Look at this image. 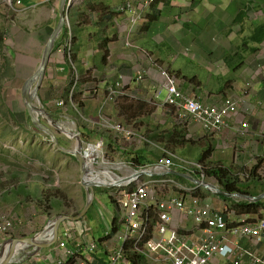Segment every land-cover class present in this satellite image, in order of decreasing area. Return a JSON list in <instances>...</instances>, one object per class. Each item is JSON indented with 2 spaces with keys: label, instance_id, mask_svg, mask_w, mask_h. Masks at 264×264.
Returning a JSON list of instances; mask_svg holds the SVG:
<instances>
[{
  "label": "crops",
  "instance_id": "crops-1",
  "mask_svg": "<svg viewBox=\"0 0 264 264\" xmlns=\"http://www.w3.org/2000/svg\"><path fill=\"white\" fill-rule=\"evenodd\" d=\"M13 1L15 4H20L18 9L21 12V25L28 29L36 28L35 38L29 39L28 34L27 38L20 41H24L21 49L32 50L36 45L35 50L38 51L37 46L43 45L47 38L44 30H52L58 21L62 0H21L19 3L16 0ZM127 1H132L136 5L138 3L137 0L70 1L68 20L64 27L67 35L74 37L73 56L68 48L61 51L59 46L50 56L47 74L38 91L39 100L48 115L72 117L70 119L73 120L74 116L80 115L83 119L79 118L76 124L85 136L92 139L98 137L108 150L113 149L114 153L121 158L138 156L148 160L151 154L162 153L159 148L162 142L151 139L152 141H143L142 145L146 147L141 144L131 145L130 139L119 135L113 129L103 125L102 120H98L101 110L109 113L112 118L119 116L120 119L124 116V110L121 109L123 99H138L137 102L142 108L149 107L155 109L153 112H158L156 117L150 119V123H154L159 131L164 130L169 133L172 126L181 130L180 141L175 143L174 148L169 147L171 151L188 157V155L191 156L189 153L191 150L187 148L188 144L191 146L194 144L196 148L200 145V148L205 151L206 143L210 140L213 143V149L209 157L211 155L220 157L224 155L225 158L228 155L232 156V160L225 159L224 164L231 167L233 164L238 168L243 166L245 170L258 165L257 172L264 182V77L262 75L264 71V0H154L145 8L144 20L135 27L131 26L128 13L119 9V6ZM11 24H13L12 20ZM10 56L11 73L4 78V81L0 80V124L9 125L11 129H8V133H0V142L1 146L9 149L10 152L15 148L14 144H17L14 142H21V147H27L26 151H31L28 153L20 151L27 158L29 153L36 156L33 152L38 148L50 147V142L48 135L28 131H21L19 134L13 132L16 128L15 122H19L21 126L28 129L30 115L24 103L23 90L33 71L24 70V68L32 66L34 59L25 63L22 56L19 57L17 54L14 57ZM162 68L176 75L178 86L186 95L213 105H220L225 97L231 96L238 100L236 111L226 117L225 124L218 131L204 130L201 124L180 114L179 110L182 108L165 102L166 90L160 74ZM74 69L77 70V74ZM139 70L145 72L144 78L140 81L136 80ZM119 76L123 77L127 89L131 90L136 98L122 97L108 102L106 98L109 87L119 79ZM71 92H75L76 101L69 97ZM67 97L72 102H68ZM60 100L63 101L61 105L58 104ZM138 112L135 115H138ZM153 112L151 115H154ZM244 122L247 123L246 128L241 126ZM107 129L109 131L105 132ZM68 136L73 139L72 136ZM122 138L125 145L119 143ZM58 139L66 148H72V143L70 144L66 138ZM6 142L9 143L6 144ZM53 149L56 150V148ZM53 149L48 148L47 159L58 160L61 173L64 172L67 164V169H72L70 170L72 174L77 173L80 178L78 160L71 154L59 150L56 152ZM41 151L44 154V151ZM238 156L242 158L239 159ZM71 158L75 160L74 164ZM44 159L45 157H35L39 163H44ZM127 162L134 164L132 159ZM0 164H3L2 160ZM134 165L133 168L137 169V165ZM171 170L182 172L177 169ZM199 173L197 171L190 176L201 179ZM168 175L175 179V175L170 171ZM206 175L208 176L207 173ZM185 179L184 182H179L197 186L195 190L197 195L209 200L214 206L222 201L226 204L225 207H216L228 210L227 206L231 204L230 199L222 198L221 195L194 183L189 178ZM19 182L23 183V181ZM22 183L19 185L23 186ZM99 185L102 184L97 186ZM254 185L252 184V189H256L258 194L264 191ZM82 189L86 194L84 188ZM23 195L20 192L15 194L14 207L19 214L24 208V214L28 216L25 195ZM184 199L186 203H190L189 196ZM85 201L86 196L85 199L82 197L74 199L73 207L68 209L69 213L81 211ZM111 202L113 206L109 208L99 199H94L87 212L93 221L104 223L103 236H106L108 230L111 233L112 221L114 217H118L119 207L113 201ZM149 203L151 204L150 230L156 236L155 226L159 218L154 200H150ZM55 210L57 209L48 208L46 211L53 213ZM11 212L14 214H10V218L14 222L15 230L21 233L20 231L24 230L23 226L16 228L15 224L24 218L22 216L20 218L15 210ZM40 216L47 218L46 213ZM261 216H264V211ZM227 218L228 220L236 219L231 209L227 211ZM88 224L91 232L88 231L84 239L95 238L96 228L89 222ZM118 225L119 229L123 226L119 222ZM168 225L170 228L178 229L182 237L193 242L199 241L202 235L201 228L196 226L193 216L185 210L176 209ZM19 233L14 236H21ZM107 242L120 244L114 236L100 242L97 254L104 259L103 262H108L110 256L104 246ZM233 242L253 248L257 253H264V238L257 243L249 238L238 237L233 239ZM58 251L60 249L57 248L52 254L57 255ZM49 256L51 253L43 256V259L35 258L36 263L51 264L46 260ZM141 256L143 260L136 264H172L170 261H156L145 255ZM117 264L134 263L121 260ZM209 264H229V261L225 257L215 255ZM240 264H249V261L243 260Z\"/></svg>",
  "mask_w": 264,
  "mask_h": 264
},
{
  "label": "built area",
  "instance_id": "built-area-1",
  "mask_svg": "<svg viewBox=\"0 0 264 264\" xmlns=\"http://www.w3.org/2000/svg\"><path fill=\"white\" fill-rule=\"evenodd\" d=\"M153 1L137 0V5L132 1H127L121 4L119 9L128 13L131 26L135 27L139 26L144 20L145 8ZM16 2L19 3L21 0H16ZM144 74V70H139L136 80H142ZM160 74L166 90L165 102L182 108L185 112L184 116H188L194 122L201 124L206 131H218L225 124L226 117L237 109L238 100L234 97H225L220 105L205 104L197 98L182 92L178 86L176 75H173L165 68L160 70ZM262 75L264 77V71ZM71 95L72 92L69 96L70 98ZM122 97L134 98L135 94L127 89L125 82H123V77L119 76V79L109 87L107 101L113 102ZM58 104H63V101H58ZM102 122L103 125L113 129L128 140L134 138L139 141H149L122 123H113L107 117ZM241 126L246 128L247 123L244 122ZM79 134V131L75 133V135ZM159 148H161L163 156L146 169L130 168L128 170L114 164L110 165L106 159L102 160L101 165L105 166V168L101 169L99 158L101 156L105 158L106 156L105 154L102 155L104 152L103 141H82L81 149L86 164L91 163L94 168L93 173L88 169L87 180L89 182L100 180V184L105 187H111L108 184L112 183V186L115 185L114 188H117L116 193L118 195L116 198L123 214V226L115 234V238L120 241V244L113 249L108 262L95 263L91 261L90 251L96 249V242L90 240L86 243L81 239L74 240L75 232L83 237L86 235L88 232L86 223L83 220L67 221L56 241V248L60 249L61 256L47 257L48 263L117 264L121 260H128L127 249L129 248L132 252L145 255L152 260L170 261L172 264H209V261L215 255L227 258L229 264H240L243 260L249 261V264H264V253H257L253 248L233 242V239L238 237L249 238L257 243L261 242L264 238V216H258L254 219L247 215H241L234 220L230 218L228 220L223 209L212 205L209 200L193 194L197 186L180 183L168 175L171 169L182 170L188 175L198 171L201 179L205 180L207 177L206 166L191 161L165 146H159ZM107 166H117V168H122L126 171L122 170V173H118L113 169L107 168ZM139 171H144L145 173L137 176L136 173ZM92 175L97 176L92 179ZM165 184L174 191L165 197H154L155 188ZM186 196L190 197V203L184 201ZM150 200H154L159 218V222L155 226L157 230L156 236L150 230ZM176 209L185 210L186 213L193 216L196 226H199L202 231L199 241L187 240L182 237L178 229L169 227L168 222H170L171 215ZM69 222L76 223L69 225ZM13 229V220L8 214L3 215L0 220V234H5L10 239L13 236ZM109 233L110 230L106 232V235ZM82 252H85L83 257L81 256Z\"/></svg>",
  "mask_w": 264,
  "mask_h": 264
},
{
  "label": "rangeland",
  "instance_id": "rangeland-1",
  "mask_svg": "<svg viewBox=\"0 0 264 264\" xmlns=\"http://www.w3.org/2000/svg\"><path fill=\"white\" fill-rule=\"evenodd\" d=\"M19 5L20 4H15V2L13 0H11V1L10 0H0V80L2 79V81H4V78H6V76L11 73L10 72V70H11V67H10V62H11L10 57L11 56L10 55H12V57H14L16 54L19 57L22 56L23 59H25V63L29 62L30 59H34L32 66H30V67L25 66V68H24V70L29 69V70H31V72L33 71L32 72V74H33L36 71V69H37V67L41 61L44 46L46 45V42H47V40H48L49 36L51 35L52 30H53V29L47 30V31L44 30L45 34H47V38H46V41L43 45L37 46L38 51L35 50L36 45L33 46L32 50L30 48L27 51L21 49V45L24 43V41L23 42H20V41L24 40L23 38H27L28 34H29V39L35 38L36 37V28L28 29L26 27L24 28L21 25L22 24L21 23L22 18H21V12L18 9ZM11 20L13 21V24H11ZM23 20H25V19H23ZM66 22H67V20H66ZM62 30H61V32H62ZM61 32H60V34H61ZM72 36L73 35L68 34L67 38L60 45L61 48H59L61 51H64L65 48H68L69 51H71V56H73V50H74V41H73ZM72 47H73V49H72ZM55 50H57V49H53L52 53L55 52ZM52 53H51V55H52ZM48 65H49V63L47 64V67H48ZM74 72L77 74V70H75ZM46 74H47V72L45 73V76H46ZM45 76H44V78H45ZM43 82H44V79L42 80L39 88L41 87ZM45 86H46V83H45ZM38 91H39V89H38ZM38 98H36L34 100L35 104L39 107L42 106V108L45 110L44 105L41 102H39ZM67 100H68V102L70 101L68 99V97H67ZM106 100H107V98H106ZM137 101H139V100L138 99L137 100L136 99H134V100L123 99V101H122L123 108H121V109L124 110V116L120 117V119H119V116L112 118L109 113H105L103 110H101L99 115H98V120H103L107 117L108 119H110L111 122L122 123L127 128H129L132 131L136 132L137 134L143 136L147 140L152 139L154 141H157L158 137L154 134L159 132V130L157 127H155L154 123H150V119H152L153 117H156L158 112L157 111L153 112L155 110L153 108H149V107H143L142 108L140 103ZM70 102H72V101H70ZM108 102H110V101H108ZM138 111H140L141 113ZM179 111H180V114H182V115L185 114L183 109H180ZM137 112H138V115H135V113H137ZM147 112H149V113H147ZM152 112L154 115H151ZM42 115L43 116H40L41 121L46 123V124H49L50 127H52V129L56 132L58 138L64 137L67 139V141L70 144L72 143V148H75L77 140H75L74 138L70 139L69 136L67 135V133L59 126V124L57 122L55 123L54 120L55 121L58 120L59 122L65 124V126L67 125L68 127H70V130L74 133H78V131H79L80 136L79 135L78 136L81 138V141H84V142H90V141L97 142V141H99L98 137H95L94 139H92V137L91 138L87 137L82 133V130L79 128V125L76 124L77 120L79 118L83 119L80 115L74 116L75 117L74 120L70 119L72 117L65 118V117H61V116H56V117H53L51 115L49 116L47 112L43 113ZM51 123H55V126L51 125ZM14 125L16 126V128L13 131L14 133L19 134L21 131L22 132L28 131V132H32V133L33 132L38 133L39 135L40 134L47 135L43 130H41V129H39L33 125L31 118L28 122V126H27L28 129L21 126V124L19 122L18 123L15 122ZM8 129H11V127L9 125L5 126V125L0 124V133H3V132L8 133L9 132ZM108 131L109 130L107 129L105 132H108ZM115 140L118 141L117 139H115ZM48 141L50 142V147H47V149L46 148H43V149L38 148L37 151L34 150V152H33L38 157H45L44 163H39L37 160H35L36 156H34L30 153H29V157L25 158L24 155H22L20 153V151L22 150V152H24V153H28L31 151H26L27 147H21V144H20L21 142H14L17 144H14L15 148L13 149L12 152H10L9 149L8 150L4 149V147L1 146V142H0V160H2V162H3V164H0V220H1L3 215H7V214L9 216H10V214L14 215L13 212H11V210H15L17 212L16 208L14 207L16 205V202L13 199L15 198V194H17L18 192L23 193L25 195V200H24L25 201V207H26V211L28 212V216L24 214V210H23L24 208H22L20 214L17 212L19 214V217L22 216V218H24V220L21 219V221H18L15 224V226H17L16 228L23 226L24 230L20 231L21 233H19L18 230H15V227H14V230L12 231V234H13L12 238L16 237V236H14V234L16 235L17 233H19L23 237L33 235V234L43 230L45 228V226L48 225L49 220L54 219L58 215H62V214H67V215H72V216L77 215L80 211L76 212V213H69L68 209L73 207L74 199H77L80 197L85 199L86 194L83 193V189H82L83 187L79 183L80 178H79L78 174L77 173L72 174V172L70 171L72 169H70V168L67 169V164L64 167L65 168L64 172L61 173L59 170V166H58L59 165L58 160L55 159L56 160L55 161L52 158H51L52 160L47 159L48 158V152H47L48 148H51V149L56 148V150L53 149L56 152H58L57 150H59V148L54 145V142H52L50 137H49ZM58 141H59V139H58ZM123 142H124V138H122L119 143L122 145H125V143H123ZM130 142H131V145L132 144H141V146H144L142 144H144L145 141L139 142V141H136V139H134V138H130ZM7 143H9V142H6V144ZM59 143H60V141H59ZM8 145H7V147H8ZM159 145L164 147L163 144H159ZM203 145H204V143H203ZM168 146L171 147L172 145L168 144ZM144 147H146V146H144ZM200 147L201 146L198 145L197 148L199 149V151H195L197 148H196V145L193 144L192 148L190 147L191 151L189 152L191 156L188 155V157H185V158H187L191 161H194V162L201 163L204 166H205V162H207L208 164H211L212 162L215 163L218 161V162H221L224 164L225 159L226 160H232V156H229V155L227 158H225L226 156L224 157V155L221 157L211 155L210 157L200 161L199 157H200L201 153L204 151ZM152 148H154V147L152 146ZM187 148H188V145H187ZM31 149L32 148H30V150ZM110 149H111V147H110ZM5 150H7V151H5ZM41 150L44 151V154H42ZM38 151H40L41 153ZM59 151H61V150H59ZM103 151L104 152L102 153V155L105 154L106 156H105V158L102 156L99 158L101 169L105 168V166L101 165L103 159H106V161H108V163H110V165H112V164L118 165V166H121L122 168H126L128 170H130V168L132 169L133 167H135V165H134V164H136L135 161H133L134 164L127 162V160H131L132 158H130V157L121 158L120 156H117L118 154L114 153L113 149L108 150L107 147H105V145H104ZM224 152L230 154L228 151H224ZM231 155H233V154H231ZM161 156H163V154L160 153V154H151V156L148 160L143 158V160H141V163H143V164H141V163L136 164L137 169L143 170V169H146L147 167L152 166L155 162L158 161V159ZM5 158H7V161H5ZM238 158L241 159L242 157L238 156ZM71 161L73 164L75 163L74 162L75 160L73 158H71ZM107 168H110L111 170L113 169L118 173H122V170L126 171L125 169L117 168V166H114V167L107 166ZM140 168H142V169H140ZM232 168L236 169V166H234L232 164ZM16 175H17V177H16ZM205 180L219 186V184L217 183V180L213 176H207L205 178ZM19 181H23V183L19 182ZM21 183L23 184V186L19 185ZM114 187H115V185L111 186V187H105L104 185L95 187L94 199H99L103 203V205L105 204L107 207L111 208V206H113L111 201H113L114 203L117 204L116 196L118 195V193H116L117 188H114ZM155 189H156V191L153 192V195L156 198L165 197L166 195H168L169 193L174 191L167 184L159 185ZM212 192H214V191H212ZM84 194H85V196H84ZM115 198H116V200H115ZM46 199H49V200L51 199L50 203L48 201H47L48 203L46 201L44 202V200H46ZM26 201H28V204H26ZM218 203L219 204L215 205V206H219V207L224 208L226 205L222 201H220ZM48 208H56L57 210H55L53 213H49L48 211H46ZM37 210H39V211H37ZM66 210H68V211H66ZM32 211L33 212L35 211V212L33 213ZM45 213L47 215L46 219L44 216H40V215H44ZM117 214H118L119 224L122 223V225H123V220H122L123 214H122V211L120 208H119V211L117 212ZM87 216H88L87 220L90 223V225L95 226V228H96V233L94 234L96 239L95 238L84 239L86 236H84V237L80 236L77 232H75L74 233V236H75L74 240L81 239L86 243L90 240L95 241L97 244V247H96V249H93V251H90V256H98L97 251H98V247H99L100 242H103L104 240L111 238L113 236L115 237V234L118 231H120V229H118L110 237L104 238L106 236H109V235L103 236L104 231H105L104 223L100 224L99 222L93 221V219L91 217H89V214H87ZM12 217L15 219L14 216H12ZM75 220H83L86 223V227L88 228V231L91 232V228H89V224H88L87 220L85 219V216H83L80 219H66V220L62 221L60 224V227H59L57 238L61 235V231H62L63 227L66 225L67 221H75ZM75 223L76 222H74V223L69 222V225H73ZM112 223H113V221H112ZM22 224H24V225H22ZM50 233H51V231L48 233L47 237H50L52 239L53 237L50 236L51 235ZM100 237L104 238V239L100 241V239H101ZM8 239L9 238L7 235L0 234V259L3 258L4 255L6 254L5 251H7V249L8 250L10 249V247H8L9 246V243L7 242ZM104 246L106 248L105 249L106 252L111 254L113 249H115L117 247V244L107 242L106 244H104ZM56 247H57V245H56L55 241L49 247L41 248V249L35 248L34 246L30 245V246L25 248L26 250L23 248L27 252H25V251L24 252L19 251V253L17 252L16 256H20V257L18 259L10 261L9 264H35L37 262L35 260V258L37 260H38V258L43 259V256H47L50 253H51V256L53 258L54 255L52 253L54 252L55 249H57ZM11 249H15V247H12ZM3 252H5V253H3ZM58 252L59 253L56 256H61V252L60 251H58ZM84 255H85V252H82L81 256L83 257ZM67 264H70V262H68Z\"/></svg>",
  "mask_w": 264,
  "mask_h": 264
},
{
  "label": "water",
  "instance_id": "water-1",
  "mask_svg": "<svg viewBox=\"0 0 264 264\" xmlns=\"http://www.w3.org/2000/svg\"><path fill=\"white\" fill-rule=\"evenodd\" d=\"M68 0H62L61 3V8H60V12H59V18L58 21L56 23V25L54 26L51 35L49 36L46 45L44 46L43 52H42V57H41V61L36 69V71L29 77V79L26 81L25 86H24V100H25V105L26 108L28 110V113L30 115V118L33 122V124L43 130L47 135H49L50 139L52 140V142H54V145L57 146L59 148V150H61L62 152L68 153L73 155L79 162V170H80V185L84 188L85 192H86V201H85V205L82 208V210L75 216L72 215H67V214H62V215H58L57 217H55L54 219L49 220L48 224L50 222H52V227H51V235L53 238L50 240L49 243L45 244V245H38L36 246L37 248L41 249V248H46L49 247L54 241L56 242L57 240V236H58V231H59V227L62 221L66 220V219H80L81 217L85 216L88 209L90 208V206L92 205L93 201H94V196H95V187H97V185L99 184L98 182H89L87 180V166H86V161H85V157L82 153V149H81V145H82V141L81 138L78 135H75V140H77L76 146L75 148H66L65 146H62L59 141H58V137L56 132L52 129V127H50L49 124H46L44 122L41 121L40 116H43L42 114L46 112V110H44L41 107L37 106L35 104V98H38V89L39 86L42 82V80L44 79L45 73H46V69H47V64L49 62L51 53L54 49L55 46V42L61 32V30L64 27V24L66 22V19L68 17V9H69V2H67ZM39 100V98H38ZM40 102V100H39ZM51 125L55 126V123H51ZM142 173H145L144 171H139L136 173V175H140ZM170 173L174 174V175H178V176H182L184 178H189L190 180H192L194 183L196 184H200L203 187L214 191L215 193L219 194V195H224L227 197H239V198H245L251 201H257L259 199H262L264 197V191L260 194L257 195H250V194H243V193H238V192H234V193H229L226 192L224 190H222L218 185L208 182V181H204L202 179L199 178H194L193 176L187 175L186 173L180 172V171H176V170H170ZM112 186V183L108 184V186ZM48 225L45 226V228L33 235L30 236H18V237H14V238H10L7 240V242L9 243L10 249L6 251V254L4 255V257L2 258V263L1 264H9L10 263V259H9V255L11 252V248L14 247L17 243H26L28 244H33L37 239H41L43 237H45L48 233Z\"/></svg>",
  "mask_w": 264,
  "mask_h": 264
},
{
  "label": "trees",
  "instance_id": "trees-1",
  "mask_svg": "<svg viewBox=\"0 0 264 264\" xmlns=\"http://www.w3.org/2000/svg\"><path fill=\"white\" fill-rule=\"evenodd\" d=\"M69 11H70V8L68 9V13ZM66 37H67V30L64 27L59 38L55 42L54 49H57L66 39ZM73 40H74V37H73ZM75 97L76 95L73 92L71 95V100L76 101ZM165 133L166 132L164 130H160L154 135L158 137L157 141L162 142L163 145L167 147L168 149L170 147L168 146V144L172 145L171 147L173 146L175 147V143L180 141V135H182L181 130L178 129L176 126H172L169 129V133H166V134ZM206 145H207V149L201 153L199 157L200 161L208 158L210 151H212L213 149V143L210 140L206 143ZM190 147L192 148V146L188 144L189 149H191ZM132 160L135 161L136 164L137 163L140 164L141 160H143V157L139 158L137 156V157L132 158ZM205 166L207 170L206 173L208 174V176H214L217 180V183L219 184V187L226 192H229V193L238 192V193H243V194L257 195L259 192L256 191V189H252V184L259 186L260 190H264V182L262 181L261 176L257 172L258 165L253 166V168L250 170H245L243 166L239 168L236 167L235 169L229 165H225L218 161L215 163L212 162L211 164H208L207 162H205ZM247 173H248V176H246ZM175 179L181 182H184V180H186L184 177L176 176V175H175ZM193 194L197 195L195 192ZM221 197L231 200L230 206H227V207H228V210L231 209L234 212V215L236 218L240 217L241 215H247L255 219L256 217L261 216L262 212L264 211V198L259 199L257 201H251L245 198H238V197L234 198V197H227L224 195H221ZM45 201L49 202V199L44 200V202ZM228 210H224V214L226 218H227ZM118 229H119L118 217L116 216L114 217L113 223L111 225V233L109 234V236H106L104 238L110 237ZM104 238H101L100 241L103 240ZM127 255H128L127 256L128 261H131L134 264H136L138 261L143 260V256L132 252L131 250H129V248L127 249ZM91 261L103 262L104 259L98 256H94L93 259H91Z\"/></svg>",
  "mask_w": 264,
  "mask_h": 264
},
{
  "label": "bare ground",
  "instance_id": "bare-ground-1",
  "mask_svg": "<svg viewBox=\"0 0 264 264\" xmlns=\"http://www.w3.org/2000/svg\"><path fill=\"white\" fill-rule=\"evenodd\" d=\"M36 99V98H35ZM48 119V118H47ZM50 119V118H49ZM54 122L56 123H58L59 124V126L67 133V135H70V136H72V138H74L75 137V133L74 132H72L71 130H70V127H68L67 125L65 126V124H63V123H61V122H59L58 120H54ZM86 166H87V169H89L90 170V172H92L93 173V167H92V165H91V163H87L86 164ZM103 166V165H102ZM118 166V165H117ZM97 175H92L91 176V178L92 179H95V177H96ZM109 176V175H108ZM93 182V181H92ZM99 184H100V180L99 181H97ZM52 222H50L49 223V225H48V230H49V232H50V230H51V227H52ZM51 234V233H50ZM48 235V234H47ZM47 235L45 236V237H43V238H41V239H37L33 244H26V243H17L14 247H15V249H11V252H10V255H9V259L12 261V260H15V259H18L20 256H16V253L18 252L19 253V251H25L26 249V247H28V246H30V245H32V246H34L35 248H37L36 246H38V245H45V244H47V243H49V241L51 240V238L50 237H47ZM49 238V239H48ZM25 250H24V249ZM6 252V251H5ZM5 252H3V253H5ZM25 252H27V251H25ZM24 255V254H23ZM2 263V258L0 259V264Z\"/></svg>",
  "mask_w": 264,
  "mask_h": 264
}]
</instances>
